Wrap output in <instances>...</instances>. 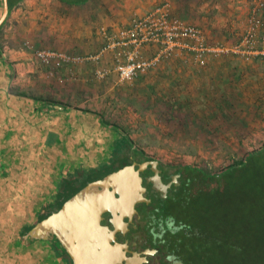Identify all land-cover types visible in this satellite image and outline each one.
I'll return each instance as SVG.
<instances>
[{
  "label": "crops",
  "instance_id": "0c3cea01",
  "mask_svg": "<svg viewBox=\"0 0 264 264\" xmlns=\"http://www.w3.org/2000/svg\"><path fill=\"white\" fill-rule=\"evenodd\" d=\"M234 1L243 8L249 2ZM155 2L24 0L11 14L9 21L17 34L6 40L0 37V264H67L50 242L21 243L20 247V238L42 215L60 208L70 187L81 185L75 180L62 188L64 174L96 162L93 148H103L109 138L127 137L98 109L102 102L105 106L115 102L112 97L124 86L115 69L116 52L103 48L129 28L135 16L170 3ZM172 6L184 21L201 27L212 42H236L213 38L204 26L188 20L189 14L180 6ZM40 49L58 50L80 61L47 66L36 57ZM156 50L152 46L144 52L152 57ZM97 55V61L88 59ZM98 70H107L108 75L98 77ZM137 84L153 87L156 105L170 108L171 116L179 117L177 122L190 112L196 114L194 109L209 122H229L231 117L237 121L239 116L253 122L264 116L263 56H210L206 66H199L184 53L141 74ZM102 121L118 134L103 127ZM259 122L260 127H250L248 138H264L259 133H264V118ZM42 204L46 206L39 213Z\"/></svg>",
  "mask_w": 264,
  "mask_h": 264
},
{
  "label": "rangeland",
  "instance_id": "374dc122",
  "mask_svg": "<svg viewBox=\"0 0 264 264\" xmlns=\"http://www.w3.org/2000/svg\"><path fill=\"white\" fill-rule=\"evenodd\" d=\"M145 1L151 3L154 1H156L155 3L170 1L171 4L175 3L185 13L189 14L190 17L187 16L188 20L204 26L213 38L225 40L229 43L237 41L242 36V31L248 25L249 13L252 7V0H246L249 2L246 3L244 8L234 0ZM17 9L18 6L12 14L17 12ZM11 18L10 15L9 20ZM11 22L8 21V26L0 34V37L4 40H6V36L12 37L17 34ZM228 24L233 26L230 28ZM8 40L10 41L11 38ZM123 85V88L112 97L115 102L108 101V106H105L102 102L98 109L108 118H106L108 122L119 126L124 132V136L127 137L123 140L122 138H111L106 142L109 144L103 145V148H93L95 151L92 154H96L97 162L112 160L114 155L112 146L115 140H122L118 145L126 140L130 145V140L133 147L142 149L149 155L165 162L198 166L207 172L213 173L222 171L228 165L235 164L248 152L264 145L263 137L248 138L252 134L250 127H260L261 122L259 121L263 120L264 116L256 117L253 122L247 121L244 116H239L237 121H233L235 117H231L229 122H209L206 120V115L194 109L196 114L190 112L185 115L183 122H177L176 119L179 120V117L171 116L170 108L156 105V92L152 86V88L148 85L140 86L137 82L134 84L123 83ZM195 101L198 102L197 99ZM161 108L163 109L162 113ZM106 110L108 111L106 112ZM256 120L258 122H254ZM224 128L234 129H226V131ZM259 133L264 135V133ZM120 148L124 147H118L117 150ZM112 167L113 164L107 169ZM101 172L103 171H99V173Z\"/></svg>",
  "mask_w": 264,
  "mask_h": 264
},
{
  "label": "trees",
  "instance_id": "16d2710c",
  "mask_svg": "<svg viewBox=\"0 0 264 264\" xmlns=\"http://www.w3.org/2000/svg\"><path fill=\"white\" fill-rule=\"evenodd\" d=\"M23 1L8 0L9 17L0 28V34L14 9ZM60 1L79 4L87 0ZM1 7L2 0L0 17ZM100 124L112 129L108 122L102 121ZM111 132L115 136L118 134L116 128ZM122 140L114 141L115 154L119 153L118 147L129 151L133 148L130 140V145L127 140L118 145ZM109 160L96 161L88 168L81 165L64 174L61 187L66 182L73 185L75 180L82 181L81 185L70 187L66 198L69 199L77 193L82 185L98 175L99 171L107 169L108 164H113L114 160ZM118 160L120 159L115 161ZM187 171L191 174L193 182V190L189 193L192 199L193 230L189 236L182 238V252L185 258L192 264H264V145L248 152L240 161L228 165L222 171L210 173L198 166L188 167ZM65 201L61 202L60 206ZM46 204L40 206L39 213ZM52 212L42 215L40 220ZM19 245L22 246L21 242ZM57 250L67 264H72L65 252Z\"/></svg>",
  "mask_w": 264,
  "mask_h": 264
},
{
  "label": "flooded vegetation",
  "instance_id": "af4514ba",
  "mask_svg": "<svg viewBox=\"0 0 264 264\" xmlns=\"http://www.w3.org/2000/svg\"><path fill=\"white\" fill-rule=\"evenodd\" d=\"M128 151L117 150L113 166L122 162L134 166L144 189V200L135 205L131 218L126 216L117 221V228L112 222L113 215L103 214L101 224L113 233L110 246L117 264H192L185 258L181 244L182 238L193 230L189 195L193 182L187 171L191 166L165 162L138 148ZM93 163L84 164L85 168Z\"/></svg>",
  "mask_w": 264,
  "mask_h": 264
},
{
  "label": "built area",
  "instance_id": "2783aa9c",
  "mask_svg": "<svg viewBox=\"0 0 264 264\" xmlns=\"http://www.w3.org/2000/svg\"><path fill=\"white\" fill-rule=\"evenodd\" d=\"M264 0H257L250 10L245 33L233 44H216L199 26L189 24L174 12L171 3L165 2L153 7L144 15L135 16L129 28L112 37L104 52H116V71L123 83L133 84L140 74L157 67L166 59L178 58L187 53L194 63L206 66L208 57L233 54L247 59L264 57ZM156 47L152 57L144 52L148 47ZM101 56V54H99ZM99 55L88 59L97 61ZM37 59L44 65L52 63H77L79 57L58 50L40 49ZM107 70H98L97 76L104 78Z\"/></svg>",
  "mask_w": 264,
  "mask_h": 264
},
{
  "label": "water",
  "instance_id": "95a60500",
  "mask_svg": "<svg viewBox=\"0 0 264 264\" xmlns=\"http://www.w3.org/2000/svg\"><path fill=\"white\" fill-rule=\"evenodd\" d=\"M9 14L8 0H2L0 28ZM92 177L59 209L47 215L21 236L23 245L40 242L55 244L72 264H117L110 246L113 233L101 224L103 214L111 213L113 224L132 217L135 205L144 200L139 173L128 162Z\"/></svg>",
  "mask_w": 264,
  "mask_h": 264
}]
</instances>
